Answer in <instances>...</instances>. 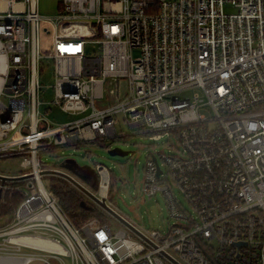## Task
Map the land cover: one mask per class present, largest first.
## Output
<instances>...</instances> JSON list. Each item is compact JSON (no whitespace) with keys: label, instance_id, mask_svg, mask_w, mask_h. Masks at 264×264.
<instances>
[{"label":"built area","instance_id":"built-area-1","mask_svg":"<svg viewBox=\"0 0 264 264\" xmlns=\"http://www.w3.org/2000/svg\"><path fill=\"white\" fill-rule=\"evenodd\" d=\"M58 7L43 16L39 0H0V160L20 159L23 171L0 175L26 176L0 179V198L22 197L0 218V264H264V0ZM43 34L53 36L46 52ZM54 107L78 117L53 122L45 110ZM117 116L181 145L150 154L144 167L142 191L165 196L168 231L144 230L121 213L148 241L96 217L76 226L42 174L40 152L126 135ZM93 167L97 188L87 187L116 209L110 170Z\"/></svg>","mask_w":264,"mask_h":264},{"label":"rangeland","instance_id":"rangeland-1","mask_svg":"<svg viewBox=\"0 0 264 264\" xmlns=\"http://www.w3.org/2000/svg\"><path fill=\"white\" fill-rule=\"evenodd\" d=\"M59 1L60 0H39L41 15L52 16L56 14L59 9ZM52 41L53 36L51 34L42 35L41 42L43 52L50 49ZM138 54L139 52L135 51V55L138 56ZM52 82L50 75L41 79V84L45 88L42 93V98L45 102L51 101L52 99V89L49 87ZM108 86L109 82L106 83V91L108 90ZM192 93V91H187L184 92L183 95L190 96ZM108 98H110V96H108ZM203 111L209 112L206 110ZM45 115L47 118L57 123L71 121L78 117L67 114L58 107H54L48 111L45 110ZM117 119L118 130H122L127 134L120 138L107 140L105 142L110 145V148L119 147L123 151H128L126 155H110L108 152L110 148L103 147L102 143L94 141L80 142L75 145L48 149L40 152L39 160L42 166L46 168L56 167L60 164L63 166L67 160H74L80 165H90L92 167L96 164L106 166L113 175L112 181L115 188L110 195V201L114 204L116 209L144 230H158L161 233H166L174 224V220L170 216L166 198L160 191L152 196H148L146 192L142 191L144 167L150 154H177L179 152L177 147L181 146L180 142L174 134H169L167 131L144 132L141 128L131 130L124 126L122 117L117 116ZM155 134H161V137L155 138ZM19 161L20 159L17 158L0 160V172L20 175L23 171H21ZM159 163L162 168H165V164L161 158ZM61 168L67 170L65 167ZM47 176L49 175H46L44 179L46 183L49 184ZM92 188L94 189V187ZM174 191L177 197L181 199L182 203L186 207H189L186 199L176 185L174 186ZM85 200L88 203L95 204L87 196H85ZM105 217V222L111 225L113 229H118L122 226L117 219L107 212H105Z\"/></svg>","mask_w":264,"mask_h":264},{"label":"trees","instance_id":"trees-1","mask_svg":"<svg viewBox=\"0 0 264 264\" xmlns=\"http://www.w3.org/2000/svg\"><path fill=\"white\" fill-rule=\"evenodd\" d=\"M102 144L103 147L110 148V145L106 142ZM61 167L62 165L60 164L59 166L53 168ZM47 179L49 180L48 185L50 189L58 197L60 206L76 226H80L85 221L93 217H96L105 223V212L97 205L88 203L85 200V195L71 183L61 177L53 175L47 176ZM112 179L113 175L111 174L110 195L115 188ZM21 199L22 197L19 193L10 194L8 192L5 198L1 197L0 218L10 215L14 211L15 207L20 203Z\"/></svg>","mask_w":264,"mask_h":264},{"label":"water","instance_id":"water-1","mask_svg":"<svg viewBox=\"0 0 264 264\" xmlns=\"http://www.w3.org/2000/svg\"><path fill=\"white\" fill-rule=\"evenodd\" d=\"M108 152L110 153V155H126L128 153V151H123L119 147L110 148ZM62 167H65L67 170L62 168H48L44 169L42 171V174L58 176L67 180L85 196L90 198L96 205L102 208L105 212L113 216L120 223L133 231L136 235L148 241L147 237L143 233H141V231H139V229L133 223H131L121 213H119L116 209L108 204L105 197L97 196L90 188L87 187V185H89L90 187L97 188L98 176L94 167L90 165H80L74 160H67ZM25 177L26 176L8 177L0 175V179H2V181H14Z\"/></svg>","mask_w":264,"mask_h":264},{"label":"bare ground","instance_id":"bare-ground-1","mask_svg":"<svg viewBox=\"0 0 264 264\" xmlns=\"http://www.w3.org/2000/svg\"><path fill=\"white\" fill-rule=\"evenodd\" d=\"M41 244H43V245H45V246H48V245H50V242H48V241H46V240H42V239H40V240H38ZM2 263H4V262H2Z\"/></svg>","mask_w":264,"mask_h":264},{"label":"crops","instance_id":"crops-1","mask_svg":"<svg viewBox=\"0 0 264 264\" xmlns=\"http://www.w3.org/2000/svg\"><path fill=\"white\" fill-rule=\"evenodd\" d=\"M50 168H53V167H50ZM61 169V168H60Z\"/></svg>","mask_w":264,"mask_h":264}]
</instances>
